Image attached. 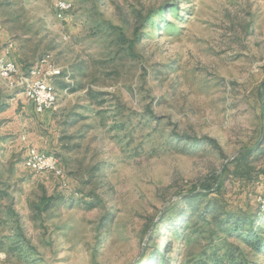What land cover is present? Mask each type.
<instances>
[{
	"label": "rangeland",
	"instance_id": "1",
	"mask_svg": "<svg viewBox=\"0 0 264 264\" xmlns=\"http://www.w3.org/2000/svg\"><path fill=\"white\" fill-rule=\"evenodd\" d=\"M10 43L59 103L0 82V264H264L215 206H264V0H0Z\"/></svg>",
	"mask_w": 264,
	"mask_h": 264
},
{
	"label": "trees",
	"instance_id": "2",
	"mask_svg": "<svg viewBox=\"0 0 264 264\" xmlns=\"http://www.w3.org/2000/svg\"><path fill=\"white\" fill-rule=\"evenodd\" d=\"M121 39L125 41L123 36H121ZM52 84L54 85V83ZM63 86L65 87L64 84ZM3 110L4 108L2 107V111ZM230 165L232 164L227 165L226 168L230 167ZM192 199L185 196L183 202H190ZM215 206L221 207L224 213L223 215L225 216V220L220 224L222 228H225L229 234H244L248 238V243L255 249L254 251L257 253H262L264 251V236H261V233L259 232L264 229V227L260 226L264 221V206L262 203L258 202V207L256 208L248 209L247 207L234 211L229 210L224 206H220V202H217ZM186 217H188V214L182 213V217L179 218V221L186 219ZM167 253L165 254L161 247L156 248L151 252L149 250L144 251L141 259L136 264H167V260L169 259Z\"/></svg>",
	"mask_w": 264,
	"mask_h": 264
},
{
	"label": "bare ground",
	"instance_id": "3",
	"mask_svg": "<svg viewBox=\"0 0 264 264\" xmlns=\"http://www.w3.org/2000/svg\"><path fill=\"white\" fill-rule=\"evenodd\" d=\"M71 3V2H70ZM66 1H59L56 5L57 15L59 18H63L67 12L72 9V5ZM7 62L0 63V79L3 80L10 90H20L22 94L29 93V86L34 85V80L24 76L19 69V66L12 62V71L6 70ZM43 95L46 96V102L49 103V109L54 110L59 103V95L56 87L51 83H43ZM52 159H58L52 155ZM27 160H34V165L37 167H44V160L41 155H34L31 153ZM37 167L28 166L29 169L37 172ZM61 179L58 174H53Z\"/></svg>",
	"mask_w": 264,
	"mask_h": 264
},
{
	"label": "built area",
	"instance_id": "4",
	"mask_svg": "<svg viewBox=\"0 0 264 264\" xmlns=\"http://www.w3.org/2000/svg\"><path fill=\"white\" fill-rule=\"evenodd\" d=\"M45 63L48 62L45 61ZM6 70L12 71V61L7 62ZM58 70L60 69L52 67V72H40L38 77H33L34 85L29 86V93L24 94V97L30 103V105L33 106L36 114L40 115L52 111L49 109V103L46 102V96L43 95V83H50V78H52L54 71ZM31 153H34V155H41L42 160H44V167H37V165H34V160L26 159L24 162L26 169H28V166H35L37 167L38 174H58L61 176V179L63 178V170L59 159H52V155L39 152L33 151Z\"/></svg>",
	"mask_w": 264,
	"mask_h": 264
},
{
	"label": "crops",
	"instance_id": "5",
	"mask_svg": "<svg viewBox=\"0 0 264 264\" xmlns=\"http://www.w3.org/2000/svg\"><path fill=\"white\" fill-rule=\"evenodd\" d=\"M17 50V48H16V46H15V44L14 43H10V45L7 47V48H5V53H7L10 57V59H12V55H13V53H15V51ZM10 53V54H9ZM10 59H7L6 58V56L5 57H2L0 60H5V61H3V62H8V61H12V62H14V60L12 59V60H10ZM2 62V63H3ZM0 82H3V83H5L3 80H1L0 79ZM5 85L7 86V84L5 83ZM8 88V87H7ZM9 89V88H8ZM30 107H31V110L32 111H34V108H33V106L32 105H30ZM3 113H1L2 115H4V110L2 111Z\"/></svg>",
	"mask_w": 264,
	"mask_h": 264
}]
</instances>
